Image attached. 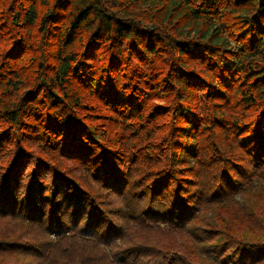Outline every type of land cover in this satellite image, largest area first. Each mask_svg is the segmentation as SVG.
<instances>
[{
  "label": "trees",
  "instance_id": "1",
  "mask_svg": "<svg viewBox=\"0 0 264 264\" xmlns=\"http://www.w3.org/2000/svg\"><path fill=\"white\" fill-rule=\"evenodd\" d=\"M0 264H264V0H0Z\"/></svg>",
  "mask_w": 264,
  "mask_h": 264
}]
</instances>
